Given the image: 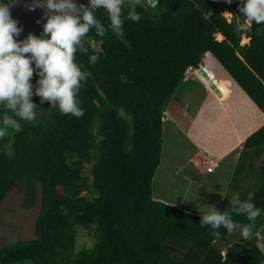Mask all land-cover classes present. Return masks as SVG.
<instances>
[{"label":"trees","instance_id":"1","mask_svg":"<svg viewBox=\"0 0 264 264\" xmlns=\"http://www.w3.org/2000/svg\"><path fill=\"white\" fill-rule=\"evenodd\" d=\"M243 6L244 0H159L154 7L148 0H122L119 35L102 5L76 16L83 23L84 13L92 12L97 21L73 54L85 77L76 93L84 115L62 114L34 92L30 102L41 113L31 121L0 105L6 133L0 139V206L18 185L25 209L40 205L34 236L0 245V264H264L258 245L264 235V125L244 142L231 178L234 196H225L215 212L236 225L232 233L223 224L201 227L211 213L153 192L164 114L206 53L264 113V24H248ZM130 13L140 14V21ZM210 75L216 86L231 83ZM6 118L20 131L4 125ZM254 176L262 179L256 190ZM247 203L260 211L255 221L242 210ZM246 227L249 238L231 239ZM84 231L93 237L90 247H79Z\"/></svg>","mask_w":264,"mask_h":264},{"label":"rangeland","instance_id":"2","mask_svg":"<svg viewBox=\"0 0 264 264\" xmlns=\"http://www.w3.org/2000/svg\"><path fill=\"white\" fill-rule=\"evenodd\" d=\"M222 11L231 20L233 11L227 6ZM217 38L222 39L219 35ZM249 40L243 37L242 43ZM204 59L210 74L217 81L229 80L231 83L217 86L222 91L221 97L213 88L206 86L194 70L186 73L166 112L163 156L154 178L153 192L156 197L178 203L189 210L212 213L221 209L225 196H234L231 178L240 154L233 152H240L243 141L264 125V113L229 78L211 53H206ZM38 80L34 74L30 81L34 93L39 87ZM40 113V110H36L34 116ZM198 148H204L207 155H196ZM225 152L233 157L232 160L228 157L219 162ZM198 160L203 163L198 165ZM212 163L215 165L214 171L204 173L203 167ZM196 164L200 169L195 167ZM90 166L87 165V172ZM261 180L260 176L251 178L252 189L256 190ZM23 200V191L18 185L0 206L1 246L34 236L40 205L28 210L23 207ZM260 237L264 249V235ZM234 238L239 240L241 232H235L231 239ZM78 242L79 247H90L93 237L84 231Z\"/></svg>","mask_w":264,"mask_h":264},{"label":"clouds","instance_id":"3","mask_svg":"<svg viewBox=\"0 0 264 264\" xmlns=\"http://www.w3.org/2000/svg\"><path fill=\"white\" fill-rule=\"evenodd\" d=\"M13 2L14 0H0V105L6 104L21 120H33L35 114L34 105L30 102L33 95L30 81L34 71L38 70L36 75L39 77V87L35 94L43 100L51 101L54 107L58 104L62 114L82 117L84 109L79 106L76 93L81 86L80 81L85 77L74 63L73 54L90 26L97 24L92 12L84 13L83 23L78 17L53 15L44 24L41 37L29 34L25 40L18 41L16 37L23 29L18 27V21L11 16L10 5ZM226 2L231 4L232 0ZM91 4L93 9L101 5L107 9L111 25L119 35L122 25V0H91ZM47 7L62 12L75 6L69 0H60L58 3L47 0ZM28 10L34 11L35 6L29 5ZM240 12L248 24H264V0H244ZM128 18L139 22L141 16L138 13H130ZM98 34L103 35V32L98 31ZM97 59L98 57L93 55L90 62L95 63ZM192 70L196 72L197 68H190L188 71ZM3 123L6 126L11 124L15 131H20V125L11 119L6 118ZM5 135V131L0 129V139ZM242 210L248 213V219L252 221L260 215V211L251 203L244 204ZM204 223H211L216 228L223 224L229 233L236 227L226 214L215 212L204 216L201 227ZM250 234L251 229L247 227L241 232L245 239L249 238Z\"/></svg>","mask_w":264,"mask_h":264},{"label":"water","instance_id":"4","mask_svg":"<svg viewBox=\"0 0 264 264\" xmlns=\"http://www.w3.org/2000/svg\"><path fill=\"white\" fill-rule=\"evenodd\" d=\"M152 7L156 6L159 0H148ZM54 2H60V0H54ZM75 7L73 9H64L62 12H58L54 9L47 7V0H14L10 5V12L13 19L18 21V27L22 28V32L16 39L19 41L28 37L29 34H35L43 30L44 24L47 19L53 15H69L76 17L84 11L93 8L91 0H69ZM29 5H34L35 10L29 11ZM198 75L202 79L208 81L211 88L215 93L222 97V91L219 89L214 79L211 77L209 70L206 67V62L203 60L197 68ZM167 118V113L164 114V119Z\"/></svg>","mask_w":264,"mask_h":264},{"label":"crops","instance_id":"5","mask_svg":"<svg viewBox=\"0 0 264 264\" xmlns=\"http://www.w3.org/2000/svg\"><path fill=\"white\" fill-rule=\"evenodd\" d=\"M247 139V138H246ZM244 144V141H243V143H242V145ZM205 146V145H204ZM199 149V148H198ZM238 151V150H237ZM241 152H242V149L240 150V152H233L235 155L236 154H240L241 155ZM228 152H225L220 158V161L219 162H221V161H225L228 157H230V159L231 158H233V157H231L230 155H228L227 154ZM200 154H202L203 156H206L207 154L205 153V150H204V148H201V149H199V150H197V152H196V155H200ZM232 154V153H231ZM224 157H226V158H224ZM209 158V157H208ZM211 158V157H210ZM213 158V157H212ZM239 158H240V156L238 157V159H237V163H238V161H239ZM199 159V158H198ZM217 159V158H216ZM232 160V159H231ZM218 162V163H219ZM197 169L199 168L200 169V167H198V165L196 164V166H195ZM218 168H219V165L217 166V169L216 170H218ZM204 169H202V171H203ZM235 171V170H234ZM204 173H207V172H205V171H203ZM234 173V172H233ZM263 239H261L260 240V242L258 243V245H259V247L261 248V250L264 252V249H263V245H262V241Z\"/></svg>","mask_w":264,"mask_h":264},{"label":"built area","instance_id":"6","mask_svg":"<svg viewBox=\"0 0 264 264\" xmlns=\"http://www.w3.org/2000/svg\"><path fill=\"white\" fill-rule=\"evenodd\" d=\"M217 1L226 2V0H217ZM198 163L200 165L203 163V161L199 160ZM214 168H215V165L213 163H212V165H205L204 166L205 172H207V173L213 172Z\"/></svg>","mask_w":264,"mask_h":264}]
</instances>
